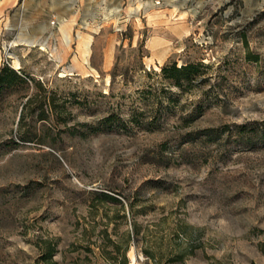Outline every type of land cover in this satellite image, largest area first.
<instances>
[{
	"label": "rangeland",
	"instance_id": "374dc122",
	"mask_svg": "<svg viewBox=\"0 0 264 264\" xmlns=\"http://www.w3.org/2000/svg\"><path fill=\"white\" fill-rule=\"evenodd\" d=\"M155 1L0 22V264H264V0Z\"/></svg>",
	"mask_w": 264,
	"mask_h": 264
},
{
	"label": "crops",
	"instance_id": "0c3cea01",
	"mask_svg": "<svg viewBox=\"0 0 264 264\" xmlns=\"http://www.w3.org/2000/svg\"><path fill=\"white\" fill-rule=\"evenodd\" d=\"M48 2L46 11L43 8V2ZM102 0H0V22H5L7 18L10 19L9 23H13V17H15V10H23L22 15H33L36 18L43 19L45 17L54 16L61 22L75 24L77 21L81 22L83 19H88V15L84 12V9L88 8V5L98 4ZM134 0H107L106 6L112 7L115 5V9L118 7H124L126 4L134 5ZM79 7L80 14L75 11L76 7ZM130 16H120V19L126 20Z\"/></svg>",
	"mask_w": 264,
	"mask_h": 264
},
{
	"label": "trees",
	"instance_id": "16d2710c",
	"mask_svg": "<svg viewBox=\"0 0 264 264\" xmlns=\"http://www.w3.org/2000/svg\"><path fill=\"white\" fill-rule=\"evenodd\" d=\"M140 47V45H139ZM139 49V48H138ZM202 66L201 63H185L180 66H177L175 62L165 63L161 68L160 72L166 80H169L173 85L182 87L184 84H188L192 77L198 72V68ZM113 77V74H112ZM20 86H24V89H27V80L22 76L16 69L12 68L7 64H2L0 66V93L3 90L8 89H19ZM26 101L22 103V111L26 109L27 105L30 103L31 96L28 93H25ZM40 104L39 108L43 113V106ZM21 111V112H22ZM41 113V114H42ZM52 255V250L47 249L48 258ZM112 264H127L124 255H121L117 263Z\"/></svg>",
	"mask_w": 264,
	"mask_h": 264
},
{
	"label": "built area",
	"instance_id": "2783aa9c",
	"mask_svg": "<svg viewBox=\"0 0 264 264\" xmlns=\"http://www.w3.org/2000/svg\"><path fill=\"white\" fill-rule=\"evenodd\" d=\"M155 3H156V4H159V3H160V1H159V0H156V1H155Z\"/></svg>",
	"mask_w": 264,
	"mask_h": 264
}]
</instances>
